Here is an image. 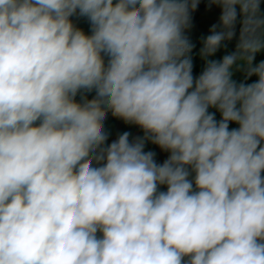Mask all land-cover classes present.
I'll use <instances>...</instances> for the list:
<instances>
[{
	"label": "clouds",
	"instance_id": "obj_1",
	"mask_svg": "<svg viewBox=\"0 0 264 264\" xmlns=\"http://www.w3.org/2000/svg\"><path fill=\"white\" fill-rule=\"evenodd\" d=\"M200 2L0 0V264H264L262 0H210L194 76Z\"/></svg>",
	"mask_w": 264,
	"mask_h": 264
},
{
	"label": "crops",
	"instance_id": "obj_2",
	"mask_svg": "<svg viewBox=\"0 0 264 264\" xmlns=\"http://www.w3.org/2000/svg\"><path fill=\"white\" fill-rule=\"evenodd\" d=\"M213 12L217 14L213 15ZM220 14H221L220 7L216 5H211L209 9L200 16V18H198L192 23L191 29L188 30L187 32V35L189 36L190 40L195 45L192 52L194 76H198L202 72L205 66V61L199 55L200 49L203 46L202 38L210 34V29L212 25L219 23ZM74 22L78 27L82 28L86 32V34H90V30H89L90 26L86 19H79V20H75ZM239 29H240V25L238 24L236 29L237 32L236 37L232 41L226 42L227 48L222 47L216 53V55L214 57H210V59L220 60L224 55L235 51L239 37ZM260 52L257 53L255 56V60L257 64L261 62L262 59L264 58L263 56H261ZM233 78L237 82H245V83H253L258 79L257 76H252L247 80H245V71L243 69L239 71H234ZM93 95L94 93L90 94L88 98L89 99L93 98ZM77 100H79V96L77 97ZM210 111L216 113V118L218 120L221 118L220 113L216 111V109H210ZM237 127H239V125L235 124L234 122L230 123V128H237ZM104 128L105 131L109 134L108 143H111L113 140L117 139L118 136L120 134H123L124 132L130 133V139H134L136 137H142L144 135L143 130L138 128L137 125L126 124L122 119L112 116L110 112L108 113L107 118L104 121ZM145 151L156 152L157 154L156 158L158 163H162L170 155V153L161 150L158 145H154L151 142L146 143ZM160 190L166 191L167 188L166 186H161Z\"/></svg>",
	"mask_w": 264,
	"mask_h": 264
},
{
	"label": "trees",
	"instance_id": "obj_3",
	"mask_svg": "<svg viewBox=\"0 0 264 264\" xmlns=\"http://www.w3.org/2000/svg\"><path fill=\"white\" fill-rule=\"evenodd\" d=\"M210 7V0H202L198 6V9L192 13V23L197 20L198 18H200V16L205 13ZM74 21L76 20L75 18H73ZM138 128H140L138 126ZM141 129V128H140Z\"/></svg>",
	"mask_w": 264,
	"mask_h": 264
},
{
	"label": "rangeland",
	"instance_id": "obj_4",
	"mask_svg": "<svg viewBox=\"0 0 264 264\" xmlns=\"http://www.w3.org/2000/svg\"><path fill=\"white\" fill-rule=\"evenodd\" d=\"M261 10L264 11V0H262V2H261ZM215 14H217V13L213 12V15H215ZM220 15H221V14H220ZM219 17H220V16H219ZM260 54H261V56L264 57V50H262V51L260 52ZM262 61H264V58L262 59ZM255 63H256V60H255Z\"/></svg>",
	"mask_w": 264,
	"mask_h": 264
}]
</instances>
